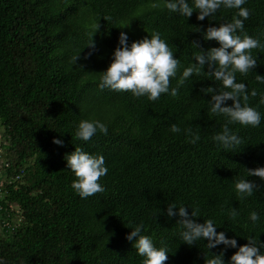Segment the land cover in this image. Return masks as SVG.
Wrapping results in <instances>:
<instances>
[{
	"label": "trees",
	"instance_id": "16d2710c",
	"mask_svg": "<svg viewBox=\"0 0 264 264\" xmlns=\"http://www.w3.org/2000/svg\"><path fill=\"white\" fill-rule=\"evenodd\" d=\"M162 2L0 0V258L6 264H142L143 257L126 239L141 222L142 234L152 237L156 247H167L165 264H204L207 240L191 246L182 242L179 216L167 215L172 203L184 205L189 214L198 209L197 222L211 219L216 231L238 246L248 243V236L264 241V181L246 177L245 170L264 167V104L259 103L264 83L255 79L264 75V49L252 50L254 70L236 73L237 82L247 85L250 106L261 114L260 125H229L242 143L228 150L212 139L226 118L210 113L211 94L201 91L221 87L208 76L207 66L175 98L162 94L150 101L99 87L120 32L130 45L158 31L180 61L179 76L195 62L193 42L205 50L219 46L203 37L209 24L230 22L237 11L221 8L200 21L196 11L186 18L151 7ZM243 7L250 11L245 32L264 44V0H246ZM96 23L100 29L93 32ZM91 35L94 50L86 45ZM78 53L73 65L71 58ZM83 119L101 121L108 134L98 131L88 141L77 139ZM172 124L181 131L171 132ZM189 127L199 133L195 144L184 132ZM76 146L103 155L108 169L99 181L105 191L87 199L71 188L76 177L64 159ZM239 177L262 187L240 199L234 188ZM232 208L239 212L234 220ZM253 211L259 215L255 224ZM237 250L221 244L210 251L223 252L230 264Z\"/></svg>",
	"mask_w": 264,
	"mask_h": 264
},
{
	"label": "clouds",
	"instance_id": "9594fccd",
	"mask_svg": "<svg viewBox=\"0 0 264 264\" xmlns=\"http://www.w3.org/2000/svg\"><path fill=\"white\" fill-rule=\"evenodd\" d=\"M245 3L246 0H193L190 6L188 0H163L160 4H152L153 8H167L170 12L186 18L191 17L196 11L197 19L200 21L215 16L221 8L237 11L230 22H222L219 26L209 24L203 32V37L205 40H215L219 46L205 50L198 42H193L198 50L193 54L195 62L184 67L179 76L178 72L182 67L180 61L158 31H153L150 38L146 36L132 41L130 45L127 34L120 32L119 43L114 49L111 62L106 70L100 72V89L131 92L134 98L147 97L150 101L158 100L162 94H169L175 98L178 96L179 88L193 75L205 72L207 66L206 73L214 81L220 82L221 87L218 89L208 86L201 91L211 94V99L208 100L210 113L226 118L222 131L214 134L212 139L224 150L239 146L242 140L229 125L238 123L245 127H258L261 122L260 112L249 104L247 85L236 80L237 72L247 75L257 67V55L254 56L252 50L264 49L259 37L254 38L245 32L244 22L250 17L249 9L243 7ZM103 18L106 21L110 19V17ZM93 29V32L98 31L100 24L96 23ZM261 35H264V32ZM86 45L95 49L92 35ZM79 53L71 58L73 65H77ZM86 55H91V52ZM172 78H177L176 87H171ZM255 79L259 83H264V75L256 74ZM257 94L256 89L251 91L252 97H256ZM228 100L232 101L231 105L226 104ZM259 103L264 104V95H261ZM98 131L104 135L108 134L107 126L101 121L83 119L77 126L75 137L88 141ZM170 131L179 133L181 129L176 124H172ZM184 132L190 137L189 143L195 144L199 141V133H194L190 127L184 129ZM53 142L57 145L63 144L62 140L56 138ZM64 159L67 168L76 177L71 183V188L82 199L105 191L104 186L99 183L108 172L103 155L90 154L76 146L74 151L65 154ZM245 170L246 177H258L264 181V167L245 168ZM261 187L245 177L234 178V188L240 199L252 196ZM177 207L175 203L169 204L167 215L179 216L176 223L181 229L182 242L191 246L198 240H207L205 245L210 255L204 253V264H225L223 252L217 254L210 251L221 244L238 248L231 255L230 264H264V241L248 236V243L238 246L234 238L227 237L224 232H217V226L211 219H204L203 223L197 222L195 217H199L198 209L191 208L189 214L186 207L181 205L177 213L174 211ZM238 215L236 208H232L229 212L233 220ZM250 219L255 224L259 220L258 213L251 212ZM131 228L132 231L126 235V239L143 257L142 264H165L168 260L167 247H156L152 237L142 234L144 228L142 222ZM0 264H6V261L0 258Z\"/></svg>",
	"mask_w": 264,
	"mask_h": 264
},
{
	"label": "rangeland",
	"instance_id": "374dc122",
	"mask_svg": "<svg viewBox=\"0 0 264 264\" xmlns=\"http://www.w3.org/2000/svg\"><path fill=\"white\" fill-rule=\"evenodd\" d=\"M1 133H2V126L0 125V142L2 141ZM2 153H3V148L0 147V168L2 165V161L4 160V158L2 157ZM3 179L4 177L0 174V184L3 181Z\"/></svg>",
	"mask_w": 264,
	"mask_h": 264
}]
</instances>
